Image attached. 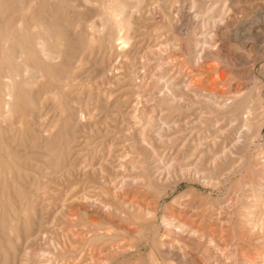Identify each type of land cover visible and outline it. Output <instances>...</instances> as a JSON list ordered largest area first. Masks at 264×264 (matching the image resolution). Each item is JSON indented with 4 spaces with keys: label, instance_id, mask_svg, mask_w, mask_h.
Listing matches in <instances>:
<instances>
[{
    "label": "rangeland",
    "instance_id": "374dc122",
    "mask_svg": "<svg viewBox=\"0 0 264 264\" xmlns=\"http://www.w3.org/2000/svg\"><path fill=\"white\" fill-rule=\"evenodd\" d=\"M0 264H264V0H0Z\"/></svg>",
    "mask_w": 264,
    "mask_h": 264
}]
</instances>
